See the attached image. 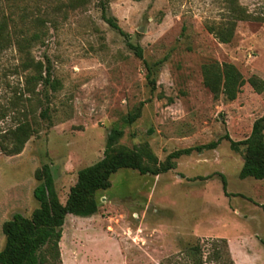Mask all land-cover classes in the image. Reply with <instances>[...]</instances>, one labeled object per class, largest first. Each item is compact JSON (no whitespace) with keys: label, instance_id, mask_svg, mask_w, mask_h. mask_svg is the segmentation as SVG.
<instances>
[{"label":"rangeland","instance_id":"374dc122","mask_svg":"<svg viewBox=\"0 0 264 264\" xmlns=\"http://www.w3.org/2000/svg\"><path fill=\"white\" fill-rule=\"evenodd\" d=\"M230 1L81 0L71 8L70 0H0L10 34L0 39V134L19 116L14 34L25 11L48 21L32 55L50 60L61 84L39 134L18 155L0 151V251L3 223L38 207L35 171L50 167L64 204L78 171L102 159L118 129L119 146L147 151L158 164L176 150L218 144L179 157L165 174L112 175L96 195L95 215L66 216L55 264H264V179L239 178L243 148L232 150L224 138L249 135L264 113V92L246 84L228 101L202 82L203 65L224 62L264 81V0H233L248 17L232 22L220 42L209 28L228 22ZM103 7L127 37L103 20ZM128 44L140 47L141 59Z\"/></svg>","mask_w":264,"mask_h":264},{"label":"trees","instance_id":"16d2710c","mask_svg":"<svg viewBox=\"0 0 264 264\" xmlns=\"http://www.w3.org/2000/svg\"><path fill=\"white\" fill-rule=\"evenodd\" d=\"M81 0H70L69 6L75 8ZM140 1V0H133ZM231 15L228 22L220 28H209L210 32L224 42L230 24L234 21H244L248 16L244 11L229 2ZM103 20L120 35H127L120 29L116 20L106 15L102 8ZM47 19L42 16L33 17L24 12L17 31L14 34V44L18 53V70L23 78V86L17 96L18 118L15 125L0 134V151L7 155H18L25 144L41 131V122L49 120V101L52 95L60 89V82L53 77L51 62L35 59L32 50L43 45L47 36ZM8 20L0 18V39L7 40L9 36ZM138 58H142V50L138 46L128 44ZM203 86L218 98L222 95L228 101H234L247 84L254 93L264 92V81L251 76L244 79L238 69L231 63H209L202 66ZM154 84V81H150ZM141 107L129 113L127 123H133L140 117ZM38 111V113H37ZM123 132L112 129L108 136L103 157L96 163L87 166L77 173L74 186L70 188L66 202L62 204L54 189V180L50 167L43 165L34 173L37 186L33 190V198L38 207L30 217L15 214L4 222L2 233L5 237L3 249L0 251V264H55L60 260L59 242L62 228L67 215L79 218H90L98 211L96 195L106 191L111 186V177L120 170H134L140 175L157 176L165 174L175 166L174 160L187 156L192 151L201 152L204 149H214L217 142L195 148L176 150L170 153L166 160L158 164L156 158L147 151L130 150L119 146L118 141ZM230 142L232 150L243 148V164L239 172L240 179H264V113L257 118L249 135L241 141H233L228 135L224 137ZM153 163L148 166L143 159ZM223 190L226 181L222 176ZM226 194V191H225ZM194 250H199L194 247ZM231 262V261H230Z\"/></svg>","mask_w":264,"mask_h":264}]
</instances>
